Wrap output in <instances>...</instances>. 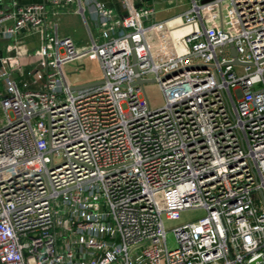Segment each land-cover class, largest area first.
Masks as SVG:
<instances>
[{"label":"built area","instance_id":"1","mask_svg":"<svg viewBox=\"0 0 264 264\" xmlns=\"http://www.w3.org/2000/svg\"><path fill=\"white\" fill-rule=\"evenodd\" d=\"M119 2L125 13L0 5V40L41 36L23 87L12 60L0 70V264H264V0H191L162 21ZM75 3L84 45L56 19ZM212 7L220 25L205 22ZM173 22L188 28L185 51L158 61L152 36ZM84 59L101 78L74 90L65 66ZM139 80L159 86L160 108ZM189 210L205 215L175 226L171 245L165 222Z\"/></svg>","mask_w":264,"mask_h":264},{"label":"crops","instance_id":"2","mask_svg":"<svg viewBox=\"0 0 264 264\" xmlns=\"http://www.w3.org/2000/svg\"><path fill=\"white\" fill-rule=\"evenodd\" d=\"M39 0H0V5L6 10H11L15 4L18 5H29L37 3ZM90 2L93 0H83ZM105 3L109 7L116 8L119 12L125 13L119 0H98ZM130 7H137L141 1L149 6H155L158 12V20H166L176 15H173L175 10L180 12L188 9L191 0H180V6L176 7L173 4L174 0H127ZM201 4L212 3L215 0H198ZM78 8L77 4L67 5L60 8L58 16L56 17L59 22L60 33L71 35L80 45L88 43V29L86 24L83 22L81 15L76 13ZM213 7L211 10L204 12L203 16L205 22L208 25H220L221 22L218 20H212L214 12ZM88 15L93 17L96 12V8L93 5L89 7ZM173 12V13H172ZM219 13V11H218ZM220 14V13H219ZM173 15V16H172ZM92 22V21H91ZM181 22L169 23L168 26L161 28L160 31L154 33L153 41V55L158 61H162L173 55L181 54L185 51V40L184 35L188 32V28L181 26ZM81 31L85 32L80 33ZM169 33V34H168ZM41 47V36L39 33L28 34L24 31L19 35L18 40L12 41L10 39L2 38L0 40V70L3 68V59L8 58L13 62L8 63V69L15 77L19 87H23L25 83L26 73L40 69L39 59L34 55ZM3 91V82L0 80V94ZM4 121V115L0 108V124Z\"/></svg>","mask_w":264,"mask_h":264},{"label":"rangeland","instance_id":"3","mask_svg":"<svg viewBox=\"0 0 264 264\" xmlns=\"http://www.w3.org/2000/svg\"><path fill=\"white\" fill-rule=\"evenodd\" d=\"M175 13L178 14L180 13V11L175 10L173 15ZM225 17L229 21H232L231 11L227 7H225ZM80 33H83L82 35L85 34V32L83 31H81ZM65 77L72 87H79L84 86L86 84H91L101 78L100 66L97 62L90 61L88 59H84L81 63L80 61H74L65 66ZM145 92L152 108H160L164 104L162 92L160 91V88L157 84H147L145 87ZM204 215V210H189L182 214V219L180 222L166 221L165 226L168 230L167 236L168 240L171 242V245L172 243H175L174 233L172 232V229L175 226H177L181 222L185 223L194 221L198 218L203 217Z\"/></svg>","mask_w":264,"mask_h":264},{"label":"water","instance_id":"4","mask_svg":"<svg viewBox=\"0 0 264 264\" xmlns=\"http://www.w3.org/2000/svg\"><path fill=\"white\" fill-rule=\"evenodd\" d=\"M231 49H232V56H233V58H234V63H235V64H239L240 62H239V60H238V55H237V52H236L235 48L233 47V45H231ZM145 83H147V84H154L155 81H154V80H146V81H145V80H139L137 84H139V85H143V84H145ZM97 84H99V82H94V83H91V84H86V85H84V86L75 87V88H73V89H74V90L82 89V88H86V87L94 86V85H97ZM261 261H263V257H259V258H257V259H252V260L250 261V264H256V263L261 262Z\"/></svg>","mask_w":264,"mask_h":264}]
</instances>
